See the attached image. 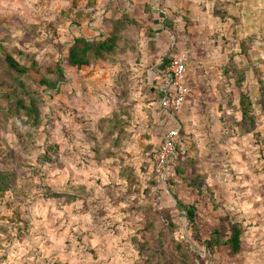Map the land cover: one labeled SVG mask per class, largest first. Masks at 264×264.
<instances>
[{
  "label": "rangeland",
  "instance_id": "rangeland-1",
  "mask_svg": "<svg viewBox=\"0 0 264 264\" xmlns=\"http://www.w3.org/2000/svg\"><path fill=\"white\" fill-rule=\"evenodd\" d=\"M76 2L78 4L79 1ZM214 3L213 0L201 2L204 12L207 11L212 21L199 33L203 35L204 42L209 44L203 68L206 70L211 66L210 69L216 74V89H219L222 100L227 93L236 96L235 90H229L228 79L222 68L235 47L236 39L248 38L250 58L255 68L252 67L248 73V88L255 102V111L260 116L258 128L261 138L239 136L235 130L236 119H230L234 117L233 110L229 111L225 107L226 112L222 111L221 116L217 112L219 108H216L222 130L233 135L225 142H201L198 149L199 143L187 136L189 134L178 119L182 132L177 147L181 146V149L177 152L176 147L177 155L172 159L170 174L166 173L162 179L158 176L155 191L153 189L149 200L169 210L179 227L177 237H188L202 257H205L207 248L203 243L192 240L185 212L177 206L173 193L184 203L196 206V220L202 241L222 222L242 223L243 251L235 255L227 247H222L206 260V264H264V112L260 108L256 82L257 78H261L264 83V0H227L224 7L229 8L232 18L224 22L212 15ZM96 11L98 13L99 10ZM97 13L94 15L82 8L78 10L72 0H0V44L9 46L10 50L23 48L39 60L49 51L62 60L76 37L82 34L89 36L91 31L88 26L97 22ZM17 23L31 27L26 31V28L18 27ZM236 60L242 61L243 56L238 55ZM243 62L246 63L245 60ZM66 67L68 82L66 80L67 83L61 84L59 91L44 92V127L39 133L38 147L25 152L23 158L26 165L21 166V171L26 178L36 182L38 189L48 180L64 183L72 176L93 184L99 181L120 183L116 177L117 165H113L111 160L105 162L106 167L91 166L83 170L77 166L83 161L82 156L87 149L81 146V141H70L65 133L73 130L80 138H84L82 132L78 133L81 120L70 117L68 110L76 108L108 113L113 109L116 98L111 94L113 86L110 83L117 71L114 68L106 70L97 64L81 70ZM31 75L37 80L38 76L34 72ZM104 82L109 83L106 85ZM154 90V87L151 88L150 94ZM132 98L136 118L140 119L139 113L143 114L146 110H140L137 106H141L138 96L132 95ZM152 110L147 119L129 125V138L123 150L125 162L134 165L140 173L141 188L145 187L153 172L149 153L160 142L153 133L160 120L156 112L159 109L153 107ZM142 129L145 133H142ZM149 129L153 132H148ZM47 130H52V137L60 146L61 163L58 166L38 164L37 157L44 150ZM164 130L165 127L163 133ZM135 131L139 132L138 135ZM201 151L204 154L200 155ZM182 163L185 177L203 174L201 181L204 193L192 190L188 180L174 173ZM34 165L42 171L34 174L31 171ZM70 165H76V168L72 171ZM67 166L69 169H66ZM30 194L31 199L20 208L16 207L19 205L17 202L5 205L14 199L10 192L0 199V264H134L137 260L136 251L127 242V235L132 228L123 223L122 212L101 201L100 206L108 208L112 220L107 222L108 226H115L105 230L92 226L90 216L80 213L77 206H62L53 200L45 201L40 198L41 195L39 198L34 197L32 191Z\"/></svg>",
  "mask_w": 264,
  "mask_h": 264
},
{
  "label": "trees",
  "instance_id": "trees-1",
  "mask_svg": "<svg viewBox=\"0 0 264 264\" xmlns=\"http://www.w3.org/2000/svg\"><path fill=\"white\" fill-rule=\"evenodd\" d=\"M78 1L77 4L76 0H72L76 8L82 6L88 8L95 7L97 0ZM213 2H215L213 16L223 22L232 18L229 8L224 7L227 0ZM103 23L107 29L105 37L99 39H89L83 35L76 37L68 46V53L62 60L50 51L39 60L23 48L15 47L10 50L9 46L0 44V199L10 192L14 199L5 205L10 206L17 202L19 205L16 207L20 208L31 199L32 191L34 197L39 198L41 195L40 198L45 201L53 200L62 206H77L80 213L90 216L92 226L109 230L111 226L113 228L115 226L107 224L112 220L108 208L100 206L103 201L112 209L122 212L123 223L132 228L131 233L127 235V242L137 253L134 264H206V260L222 247H227L231 254H240L244 242V228L241 222L232 221L228 224L222 222V225L214 227L207 239L202 241L196 220V206L184 203L173 193L177 206L185 212L188 226L192 231V240L206 246L205 257L193 248L188 237L186 238L189 240L178 238L176 231L179 227L169 210L166 207L160 208L157 203L149 200L153 189L155 191L158 178L153 164V172L145 187L141 188L140 173L134 165L125 162L123 150L129 138L127 128L133 125L136 118L131 94L133 87L131 65L138 63L141 58L139 39L143 26L128 13H122L116 19L104 17ZM17 26L26 28V31L31 27L24 23H17ZM250 53L248 38L244 37L243 40L237 38L235 47L222 68L228 79L229 90H235L237 95L227 93L222 101L227 110L234 112V117L231 116L230 119L231 121L236 119L235 130L239 136L260 137L258 128L260 116L255 111V102L248 88V73L252 67L255 69ZM238 55L243 56L242 61L236 60ZM101 61L111 66H119L112 90L116 104L108 113L81 111L76 108L68 110L70 117H76L77 121L81 120L78 133L82 132L84 138H80L73 130L65 133L70 141H81V146L87 149L86 154L82 156L83 161L77 166H81L83 170L91 166L106 167L105 162L111 160L113 165H117L116 177L121 182L99 181L93 184L72 176L64 183L48 180L38 189L33 179L24 176L21 166L26 165L23 158L25 152L28 153L38 147L39 133L45 122L44 92L59 91L60 85L68 82L65 69L67 65L73 70H81ZM31 72L38 76L37 80L33 79ZM256 82L260 94V108L264 112V83L261 78H257ZM155 97L159 98L157 95ZM161 110L169 120L170 114ZM180 131L182 132V128ZM51 133L52 130H47L44 150L37 157L38 164L42 166L53 167L61 163L60 146ZM180 147H177V152ZM158 149L151 151L153 153ZM172 165L171 161L167 174L171 172ZM75 166L70 165V170L73 171ZM66 169H69V166ZM31 171L38 174L42 169L34 165ZM174 173L183 180H188V186L192 190L204 193L201 181L204 178L203 174L197 173L193 178L185 177L183 163ZM15 213L20 216L19 213Z\"/></svg>",
  "mask_w": 264,
  "mask_h": 264
},
{
  "label": "crops",
  "instance_id": "crops-1",
  "mask_svg": "<svg viewBox=\"0 0 264 264\" xmlns=\"http://www.w3.org/2000/svg\"><path fill=\"white\" fill-rule=\"evenodd\" d=\"M202 1L97 0L95 7H81L83 10L91 11L94 15L97 13L96 10H99L97 22L88 26L91 31L89 36L82 34L89 39L105 37L107 29L103 23L104 17L116 19L122 13H128L143 26L139 39L141 58L138 63L131 65V76L132 95L138 96V102L141 106H137L140 107V110L146 111L143 114L140 112L141 120L135 118L134 122L140 123L143 119H147L151 115L153 107L159 109L156 110L160 118L156 130L154 132L152 129L148 130V132L154 133L157 141L158 138L160 140L159 145L153 149L160 148L170 123L167 115L163 116L162 113L164 112H162L159 103L160 76L169 67L171 60L180 54L186 56L188 62L184 79L189 92L177 116L186 129V133L189 134L187 136H191L195 142L199 143V149L201 142H225L233 135L231 132L222 130L221 118L218 119L215 113L216 108H219L217 112L221 116L223 115L221 114L222 111H225V106L219 95L220 91L216 89L218 78L210 69L211 66L206 70L203 68L206 64V51H209V44L204 42L203 35L199 33L200 29H206L205 27H208L212 21L209 19L210 16L206 13L207 11L204 12ZM187 30L189 31L188 35L186 34ZM95 64L104 66L106 70L107 68H114L119 71V66H111L102 61ZM92 67L94 64L91 65ZM92 74L93 72L90 73V75ZM114 77L110 83L111 86H115ZM90 79H92L91 76ZM105 82L106 85L109 83ZM153 87L155 92L150 94V89ZM111 94H113L112 91ZM156 95L159 98H156ZM134 101L137 103V98ZM164 127L166 130L163 133ZM135 133L138 135L139 132L135 131ZM142 133H145V130L142 129ZM149 154L151 158L152 151ZM202 154H204L203 151L200 152V155Z\"/></svg>",
  "mask_w": 264,
  "mask_h": 264
},
{
  "label": "built area",
  "instance_id": "built-area-1",
  "mask_svg": "<svg viewBox=\"0 0 264 264\" xmlns=\"http://www.w3.org/2000/svg\"><path fill=\"white\" fill-rule=\"evenodd\" d=\"M187 68V58L180 54L171 60L169 67L160 76L159 103L161 108L170 114V123L160 148L151 155V163L161 179L166 175L180 143L181 126L175 114L181 109L189 92L184 79Z\"/></svg>",
  "mask_w": 264,
  "mask_h": 264
}]
</instances>
